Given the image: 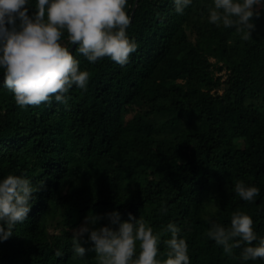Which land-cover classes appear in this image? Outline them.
Masks as SVG:
<instances>
[{"label":"trees","instance_id":"obj_1","mask_svg":"<svg viewBox=\"0 0 264 264\" xmlns=\"http://www.w3.org/2000/svg\"><path fill=\"white\" fill-rule=\"evenodd\" d=\"M212 3L192 0L180 14L173 0H128L137 50L121 66L108 57L90 63L67 45L90 73L87 90L73 86L67 104L19 107L0 69V180L44 185L0 241V264H97L91 250L75 256L72 229L113 210L154 232L175 223L190 264H264L243 261L241 249L227 255L207 236L209 219L229 226L240 210L257 242L264 238V11L243 41L209 23ZM239 180L259 188L254 202L236 195Z\"/></svg>","mask_w":264,"mask_h":264},{"label":"clouds","instance_id":"obj_2","mask_svg":"<svg viewBox=\"0 0 264 264\" xmlns=\"http://www.w3.org/2000/svg\"><path fill=\"white\" fill-rule=\"evenodd\" d=\"M175 11L182 14L192 0H173ZM128 0H35L30 12L29 0H0V69L4 87L21 107H38L43 103L67 104L69 90L75 86L87 90L90 73L80 69L79 60L67 45L90 63L105 57L123 66L137 44L127 35L131 24L126 11ZM208 21L217 28H234L243 41L252 37L254 19L264 11V0H213L208 6ZM66 37L67 44L63 42ZM43 181L33 184L26 176L9 174L0 180V241H6L17 224H22L34 201V193ZM234 191L246 202H254L259 188L243 180ZM167 212V208H162ZM123 220L113 210L104 217L88 215L72 229L75 256L85 257L91 250L97 264H190L189 247L175 223L160 232L131 212ZM107 218L108 223L101 224ZM209 239L231 255L241 249L243 261L264 259V238L257 242L252 217L244 211L232 213L230 225L209 219ZM165 239L166 258L158 259L161 238ZM91 242V248L83 245ZM55 256L62 257L56 250Z\"/></svg>","mask_w":264,"mask_h":264},{"label":"water","instance_id":"obj_3","mask_svg":"<svg viewBox=\"0 0 264 264\" xmlns=\"http://www.w3.org/2000/svg\"><path fill=\"white\" fill-rule=\"evenodd\" d=\"M134 9H135V7H134ZM134 11V10H133ZM132 18V17H131Z\"/></svg>","mask_w":264,"mask_h":264},{"label":"rangeland","instance_id":"obj_4","mask_svg":"<svg viewBox=\"0 0 264 264\" xmlns=\"http://www.w3.org/2000/svg\"><path fill=\"white\" fill-rule=\"evenodd\" d=\"M224 72V71H223Z\"/></svg>","mask_w":264,"mask_h":264}]
</instances>
